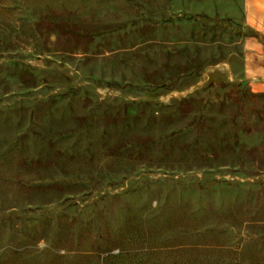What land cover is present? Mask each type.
I'll return each instance as SVG.
<instances>
[{"label": "rangeland", "instance_id": "obj_1", "mask_svg": "<svg viewBox=\"0 0 264 264\" xmlns=\"http://www.w3.org/2000/svg\"><path fill=\"white\" fill-rule=\"evenodd\" d=\"M254 34L243 0H0V264H264Z\"/></svg>", "mask_w": 264, "mask_h": 264}, {"label": "crops", "instance_id": "obj_2", "mask_svg": "<svg viewBox=\"0 0 264 264\" xmlns=\"http://www.w3.org/2000/svg\"><path fill=\"white\" fill-rule=\"evenodd\" d=\"M247 25L255 33L245 39V67L255 90H264V0H243Z\"/></svg>", "mask_w": 264, "mask_h": 264}]
</instances>
